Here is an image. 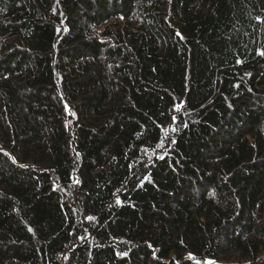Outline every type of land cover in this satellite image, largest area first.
<instances>
[{
  "label": "trees",
  "instance_id": "trees-1",
  "mask_svg": "<svg viewBox=\"0 0 264 264\" xmlns=\"http://www.w3.org/2000/svg\"><path fill=\"white\" fill-rule=\"evenodd\" d=\"M257 17L0 0V264H264Z\"/></svg>",
  "mask_w": 264,
  "mask_h": 264
},
{
  "label": "snow or ice",
  "instance_id": "snow-or-ice-1",
  "mask_svg": "<svg viewBox=\"0 0 264 264\" xmlns=\"http://www.w3.org/2000/svg\"><path fill=\"white\" fill-rule=\"evenodd\" d=\"M257 20L260 21L261 23H264V18H261V17H257ZM258 55L264 57V49H260L258 50ZM237 63H243L242 60H237ZM179 108V106H177ZM173 119H175V117H173ZM88 219H94L93 217H88ZM191 255V254H190ZM206 264H216V262L214 261H207Z\"/></svg>",
  "mask_w": 264,
  "mask_h": 264
},
{
  "label": "rangeland",
  "instance_id": "rangeland-1",
  "mask_svg": "<svg viewBox=\"0 0 264 264\" xmlns=\"http://www.w3.org/2000/svg\"><path fill=\"white\" fill-rule=\"evenodd\" d=\"M181 110V107L179 106V108L177 107V109H176V111L177 112H179ZM177 112H176V114H174V116L173 117H175V118H177ZM174 120V119H173ZM170 131L172 130L171 129V127L170 128H168ZM168 138V135H166V137H165V139L162 141V144H161V146H160V148L161 149H163V148H166V139Z\"/></svg>",
  "mask_w": 264,
  "mask_h": 264
}]
</instances>
